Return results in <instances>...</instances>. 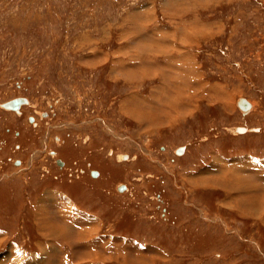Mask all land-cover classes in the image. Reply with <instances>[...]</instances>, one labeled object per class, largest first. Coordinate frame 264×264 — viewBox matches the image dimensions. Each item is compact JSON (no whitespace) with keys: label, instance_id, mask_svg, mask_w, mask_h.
<instances>
[{"label":"rangeland","instance_id":"1","mask_svg":"<svg viewBox=\"0 0 264 264\" xmlns=\"http://www.w3.org/2000/svg\"><path fill=\"white\" fill-rule=\"evenodd\" d=\"M16 98L1 263L264 264V0H0V106ZM238 160L257 186L237 189ZM41 211L70 212L68 241Z\"/></svg>","mask_w":264,"mask_h":264},{"label":"bare ground","instance_id":"2","mask_svg":"<svg viewBox=\"0 0 264 264\" xmlns=\"http://www.w3.org/2000/svg\"><path fill=\"white\" fill-rule=\"evenodd\" d=\"M191 81V80H190ZM159 96V95H158ZM157 96V97H158ZM16 99H19V98H16ZM163 99V98H162ZM154 100H156L155 98H154ZM246 100V99H245ZM246 102L249 104V109L248 110H243V108H241V107H239L240 108V110L244 113V114H247L248 113V111H250V110H252L253 109V104H251L248 100H246ZM29 102H28V100H27V102H26V104H23V105H27ZM153 104V103H152ZM158 104V103H157ZM237 105H238V103H237ZM164 106V105H163ZM22 107V105H19V109H17L16 111H14V112H17V113H19V110H20V108ZM4 110H8V109H4ZM10 112L12 111L13 112V110H9ZM136 110H134V112H135ZM165 115H166V113H165ZM172 125V124H171ZM238 131L239 132H244V130L242 129V131H241V129H238ZM182 151H183V149H182ZM181 151V152H182ZM179 152V151H178ZM180 154V153H179ZM61 162V161H60ZM242 162H243V160H238V161H235L234 162V164L233 165H231L230 164V166L232 167V169H233V171L232 170H230V171H226V172H229V173H233L232 174V180H233V177L235 176L234 175V167L236 166V165H238L239 166V164H242ZM248 162V161H247ZM246 163V162H245ZM223 164V163H222ZM226 164V163H225ZM244 164V163H243ZM61 165H62V162H61ZM60 165V166H61ZM224 165V164H223ZM218 166V165H217ZM225 166V165H224ZM234 166V167H233ZM236 167V169H237V172H235V174L237 173V175H236V183L235 184H238L237 185V189H239L240 190V188H243V187H245V186H240L241 184L243 185V183H244V181H246V179H244V177L242 176V175H244V174H246V175H248L247 176V178H248V180L250 179V181H254L252 184H254V185H256L257 186V184L258 183H256L255 184V180L257 181L258 180V178H256V176H255V178H253L254 177V175H255V172H256V169H255V172H254V174H250L251 172H248V168L245 166H243V165H240L239 167ZM215 167V166H214ZM226 167V166H225ZM251 167V166H250ZM260 169H262V168H260ZM220 170V169H219ZM250 170V169H249ZM263 170V169H262ZM251 171V170H250ZM216 172H218V171H216ZM220 173L219 174H221V170L219 171ZM97 173V176H98V172H96ZM249 173V174H248ZM224 174V173H223ZM256 174H258V173H256ZM227 175V174H226ZM97 176H95V177H97ZM218 176V175H217ZM221 176V175H220ZM258 176V175H257ZM213 177V176H212ZM222 177V176H221ZM246 181V182H250V181ZM260 181V180H259ZM258 181V182H259ZM262 181V180H261ZM238 182V183H237ZM240 184V185H239ZM219 185V184H218ZM234 185V184H233ZM205 186V185H204ZM249 186H251V185H249ZM124 187V186H123ZM247 188H249L250 189V187H247ZM244 189H246V187L244 188ZM123 190H125V187H124V189ZM122 190V191H123ZM121 191V192H122ZM254 196V195H253ZM55 197L56 198H59V199H61V200H67L65 197H63V196H61V195H55ZM257 197V196H256ZM239 198V197H238ZM251 198V197H250ZM47 199H48V197H47ZM254 199V198H253ZM51 200V199H50ZM58 200V199H57ZM241 200H244L243 202H245L247 199L246 198H242ZM257 200V199H256ZM55 201V200H54ZM238 201V200H237ZM53 202V201H52ZM240 202V201H239ZM250 202V201H249ZM57 203H59L58 201H57ZM67 203H68V201H67ZM251 203V202H250ZM247 205V204H246ZM255 206V205H254ZM250 207V206H249ZM253 207V206H252ZM41 209L42 210H44L42 207H41ZM247 209V208H246ZM255 209V208H254ZM68 210V209H67ZM245 210V209H244ZM69 211V210H68ZM41 213H42V211H41ZM245 213V212H244ZM243 213V214H244ZM64 215H62L61 217H58L59 218V220H60V222L61 223H59L60 225H58V224H56V223H54L50 218H48L47 217V212L46 213H42V214H39V216H37V219H38V221H39V225H40V228H41V230H44L45 232L44 233H42V235L43 236H46V237H48V235H50L51 237H57V238H60V239H63V240H67L68 241V233H67V230H68V228H67V225H64V223L63 222H65L66 224L68 223L67 221H65V219H67V218H69V217H71L70 216V212H64L63 213ZM58 215H59V213H58ZM66 215V216H65ZM75 216V215H74ZM79 217V216H78ZM49 219V220H48ZM83 219V218H82ZM82 219H79V218H74V220H75V222H76V220H80L79 221V223H81V221H83ZM51 220V221H50ZM64 220V221H63ZM263 221V220H262ZM78 222V221H77ZM83 223V222H82ZM76 224V223H75ZM93 223L91 222V225H92ZM81 225H83V224H81ZM84 226V225H83ZM82 226V227H83ZM80 228V227H79ZM80 229H82V228H80ZM40 230V231H41ZM39 231V232H40ZM43 232V231H42ZM85 236V235H84ZM1 237V236H0ZM49 238V237H48ZM70 239V238H69ZM76 239V238H75ZM77 239H80V237H78ZM94 239V238H93ZM62 240V241H63ZM56 248V247H55ZM54 248V249H55ZM60 248V247H59ZM46 248L44 247L43 248V253L44 254H47L48 255V252H47V250H45ZM57 250H59V249H57ZM13 255V254H12ZM48 256H50V255H48ZM57 256V255H56ZM48 259V258H47ZM93 259V258H92ZM98 259V258H97ZM0 264H5V263H1L0 262ZM31 264H33V263H31Z\"/></svg>","mask_w":264,"mask_h":264},{"label":"water","instance_id":"3","mask_svg":"<svg viewBox=\"0 0 264 264\" xmlns=\"http://www.w3.org/2000/svg\"><path fill=\"white\" fill-rule=\"evenodd\" d=\"M26 102H27V100L25 98L12 99L10 101L2 103L0 107L4 108V109L16 111L17 109H19V105L26 104ZM238 106L243 108V110H245V111L249 109V104L246 102V100L244 98H240L238 100ZM31 120L32 119H30V121ZM178 151H179L178 153H181L182 148H179ZM57 163L59 165H61V162L59 160H57ZM92 175L95 177V176H97V173L92 172ZM123 189H124L123 186H121L119 188L120 191H122Z\"/></svg>","mask_w":264,"mask_h":264},{"label":"crops","instance_id":"4","mask_svg":"<svg viewBox=\"0 0 264 264\" xmlns=\"http://www.w3.org/2000/svg\"><path fill=\"white\" fill-rule=\"evenodd\" d=\"M253 168L256 169V172H257V173L259 172V174H261L262 176H264V173H263V170H264V164L260 163V164L258 165V163H257V164H255V165H253ZM260 168H262L263 170H261ZM246 181H247V179H246ZM252 181H253V180H252ZM79 215H81V213H80ZM81 217H82V215H81Z\"/></svg>","mask_w":264,"mask_h":264},{"label":"flooded vegetation","instance_id":"5","mask_svg":"<svg viewBox=\"0 0 264 264\" xmlns=\"http://www.w3.org/2000/svg\"><path fill=\"white\" fill-rule=\"evenodd\" d=\"M28 102H29V101H28ZM29 104H30V103H28L27 105H29ZM22 107H23V106H22ZM22 107L20 108L19 113L16 112L17 114H20V113H21V111H22ZM30 119H32V120L30 121ZM29 121L34 123V118H29ZM54 154H56V153H53V156H54ZM20 163H21L20 161H17V164H18V165H20ZM57 164H58V163H57ZM62 165H63V163H62ZM92 172H97V171H92ZM92 172H91V176L94 178V176L92 175ZM98 176H99V173H98ZM98 176H97V177H98Z\"/></svg>","mask_w":264,"mask_h":264}]
</instances>
